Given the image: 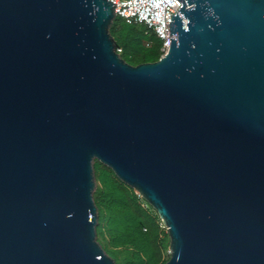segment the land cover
<instances>
[{
	"label": "water",
	"instance_id": "1",
	"mask_svg": "<svg viewBox=\"0 0 264 264\" xmlns=\"http://www.w3.org/2000/svg\"><path fill=\"white\" fill-rule=\"evenodd\" d=\"M132 65L109 0H0V264H115L94 160L157 212L162 264H264V0H178Z\"/></svg>",
	"mask_w": 264,
	"mask_h": 264
},
{
	"label": "trees",
	"instance_id": "2",
	"mask_svg": "<svg viewBox=\"0 0 264 264\" xmlns=\"http://www.w3.org/2000/svg\"><path fill=\"white\" fill-rule=\"evenodd\" d=\"M116 51L128 63L152 62L161 41L141 23L115 15L110 28ZM96 239L115 264H162L169 257L165 227L157 212L113 170L94 160Z\"/></svg>",
	"mask_w": 264,
	"mask_h": 264
},
{
	"label": "built area",
	"instance_id": "3",
	"mask_svg": "<svg viewBox=\"0 0 264 264\" xmlns=\"http://www.w3.org/2000/svg\"><path fill=\"white\" fill-rule=\"evenodd\" d=\"M115 4L114 13L127 23L144 24L161 41L164 55L170 47L169 16L174 15L181 3L178 0H109Z\"/></svg>",
	"mask_w": 264,
	"mask_h": 264
}]
</instances>
